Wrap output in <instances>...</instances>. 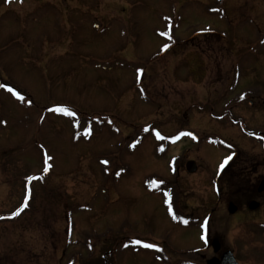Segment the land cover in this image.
Masks as SVG:
<instances>
[{"label":"rangeland","instance_id":"374dc122","mask_svg":"<svg viewBox=\"0 0 264 264\" xmlns=\"http://www.w3.org/2000/svg\"><path fill=\"white\" fill-rule=\"evenodd\" d=\"M261 101L264 0H0V264L192 252L222 159L264 177Z\"/></svg>","mask_w":264,"mask_h":264},{"label":"flooded vegetation","instance_id":"af4514ba","mask_svg":"<svg viewBox=\"0 0 264 264\" xmlns=\"http://www.w3.org/2000/svg\"><path fill=\"white\" fill-rule=\"evenodd\" d=\"M249 104L252 105V101ZM196 105L197 103L193 104L194 107ZM261 105L264 106V101H261ZM183 132H186V129ZM252 133L253 135H248L264 147V131L252 130ZM226 157L231 159L221 169L220 165ZM225 158L216 167L210 183L212 199L208 215L204 216L202 224L199 225L202 230L197 239L198 247H192V252L188 249L173 250L174 256L169 258L171 256L169 246L163 243L156 246V240H146L140 236L137 239L141 242L134 241L132 247L134 251L148 250L151 260L155 259L164 264H264V190H258L264 177L255 179L253 187L248 192L245 180L252 173V166L243 158L240 159L237 151H231ZM162 189L170 196L169 201H164L166 206L168 202L170 205L176 204L177 212L179 210L177 201H173L176 194L175 182L171 184L166 182ZM234 221L237 229L231 231L230 223ZM186 254H193L194 257L188 258Z\"/></svg>","mask_w":264,"mask_h":264},{"label":"water","instance_id":"95a60500","mask_svg":"<svg viewBox=\"0 0 264 264\" xmlns=\"http://www.w3.org/2000/svg\"><path fill=\"white\" fill-rule=\"evenodd\" d=\"M185 166H186V170H187V172H189V173H193V172H195L196 169H197L196 162L193 161V160H189V161H187ZM258 190H259V191L264 190V180L261 181V183H260V185H259V187H258ZM230 210H231V209H230ZM232 211H233V210H232Z\"/></svg>","mask_w":264,"mask_h":264},{"label":"snow or ice","instance_id":"6c2138e0","mask_svg":"<svg viewBox=\"0 0 264 264\" xmlns=\"http://www.w3.org/2000/svg\"><path fill=\"white\" fill-rule=\"evenodd\" d=\"M9 91H12V89H9ZM16 95H19V93H15ZM55 111H64V112H67V109H55ZM159 135V134H157ZM231 157H226L224 162L220 165L221 169H223V167L227 164L228 160H230ZM105 163H107V161H105ZM18 214L17 213H14V215ZM146 247H153V245H145Z\"/></svg>","mask_w":264,"mask_h":264},{"label":"trees","instance_id":"16d2710c","mask_svg":"<svg viewBox=\"0 0 264 264\" xmlns=\"http://www.w3.org/2000/svg\"><path fill=\"white\" fill-rule=\"evenodd\" d=\"M22 214H23V212H21V214H20V215L18 214L19 216H17V217H20ZM12 219H13V218H11V220H12ZM8 220H10V219H8Z\"/></svg>","mask_w":264,"mask_h":264}]
</instances>
